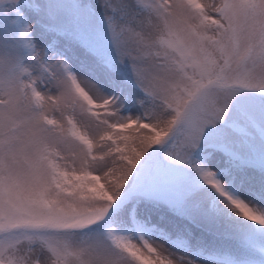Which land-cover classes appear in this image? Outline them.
<instances>
[{
    "label": "snow or ice",
    "instance_id": "6c2138e0",
    "mask_svg": "<svg viewBox=\"0 0 264 264\" xmlns=\"http://www.w3.org/2000/svg\"><path fill=\"white\" fill-rule=\"evenodd\" d=\"M0 264H264V0H0Z\"/></svg>",
    "mask_w": 264,
    "mask_h": 264
}]
</instances>
